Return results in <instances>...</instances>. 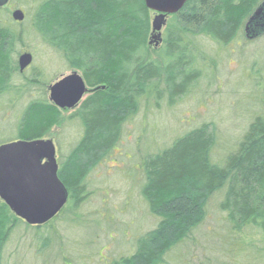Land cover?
<instances>
[{"label":"trees","instance_id":"obj_1","mask_svg":"<svg viewBox=\"0 0 264 264\" xmlns=\"http://www.w3.org/2000/svg\"><path fill=\"white\" fill-rule=\"evenodd\" d=\"M263 1L188 0L167 17L157 49L149 45L152 12L144 0H44L29 17L27 32L25 19L16 23L6 7L0 8V102L15 107L30 97L32 86L42 94L20 108L13 139L5 143L50 138L63 121V112L45 98L50 81L19 71L23 43L31 37L79 72L88 88L68 118L80 125L81 136L57 159V176L68 193L61 212L79 220L77 211L89 196L88 178L112 156L141 105L156 108L164 98L170 107L189 94L203 77L199 41L220 48L246 41L245 25ZM252 67L261 111L221 160L214 158L220 138L213 124H201L140 156V196L156 224L136 239L131 253L108 264H165L171 251L192 241L214 201L227 232L240 239L235 246L259 243L264 254V66L256 68L262 77ZM20 226L31 231L42 252L49 248L51 236L39 234L45 226H27L0 200V264Z\"/></svg>","mask_w":264,"mask_h":264},{"label":"rangeland","instance_id":"obj_2","mask_svg":"<svg viewBox=\"0 0 264 264\" xmlns=\"http://www.w3.org/2000/svg\"><path fill=\"white\" fill-rule=\"evenodd\" d=\"M42 1L11 0L4 12L10 16L14 10H21L25 15L23 31L27 32L29 17ZM155 15L151 14V21ZM261 37L238 39L224 48L201 39L204 55L199 67L203 73L200 83L170 107L164 98L156 108L143 103L138 115L124 126L122 139L112 156L88 178L89 196L77 211L79 220L72 221L71 214L65 211L42 227L39 234L52 238L43 252L31 231L20 226L5 250V264H108V259L114 256L131 253L136 239L156 224L140 196L143 185L140 156L148 149L161 150L201 124H213L220 138L214 158L221 160L261 111L260 95L253 87L250 71L253 63L256 68L264 66ZM23 44L21 53L32 56L31 65L23 72L26 77L40 74L51 85L71 73L62 58L40 41L27 37ZM151 45V49H157L154 43ZM256 68L252 67V72L262 77L261 69ZM41 95L32 86L30 97H23L15 107L0 102V143L13 139L20 108ZM45 98L48 99V93ZM75 110L63 111V121L49 138L56 146L57 159L65 156L81 136L77 121L68 119ZM223 221L214 201L192 241L171 251L165 264H264L262 246L244 244L240 246L245 248L239 249L235 243L240 239L227 232Z\"/></svg>","mask_w":264,"mask_h":264},{"label":"water","instance_id":"obj_3","mask_svg":"<svg viewBox=\"0 0 264 264\" xmlns=\"http://www.w3.org/2000/svg\"><path fill=\"white\" fill-rule=\"evenodd\" d=\"M188 0H144L146 8L156 14L151 21V41L157 47L167 17L176 14ZM9 0H0V8ZM21 10H14V22L24 20ZM246 38L264 33V2L245 25ZM32 63V56L23 53L18 58L19 71ZM88 93L82 76L77 71L60 78L48 88V100L61 111L76 109ZM56 147L51 139L14 141L0 145V200L11 213L26 225L40 227L47 224L65 207L66 188L57 176Z\"/></svg>","mask_w":264,"mask_h":264}]
</instances>
